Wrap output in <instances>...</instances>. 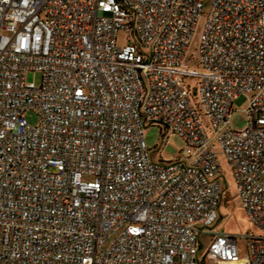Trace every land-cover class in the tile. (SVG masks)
Here are the masks:
<instances>
[{"label":"built area","instance_id":"obj_1","mask_svg":"<svg viewBox=\"0 0 264 264\" xmlns=\"http://www.w3.org/2000/svg\"><path fill=\"white\" fill-rule=\"evenodd\" d=\"M220 153L256 232L211 230ZM208 234L217 260L264 264V0H0V264H198Z\"/></svg>","mask_w":264,"mask_h":264},{"label":"rangeland","instance_id":"obj_2","mask_svg":"<svg viewBox=\"0 0 264 264\" xmlns=\"http://www.w3.org/2000/svg\"><path fill=\"white\" fill-rule=\"evenodd\" d=\"M205 22L206 16L203 15L188 50V62L193 67L199 66V41ZM27 80L29 82L35 81L39 84L41 81V74L30 72L27 75ZM191 83L196 84V79H193ZM251 99L252 94H243L234 100L233 111L230 117V125L232 129L242 130L246 127L248 121L247 108ZM26 117L30 124L36 125L38 123L36 113L29 112ZM144 137L148 147L157 161L161 159H164L165 161L176 160L184 147V142L178 135L174 134L171 130H168L165 126L160 124L147 123L144 128ZM220 160L225 171V176L222 178L225 192L222 203L219 207V219L212 226L211 230L214 233L223 231L236 235L256 232L257 229L250 221L240 197L238 196L236 182L232 176V172L226 158L222 153H220ZM210 238V235L202 236L201 241L204 245V249L208 248Z\"/></svg>","mask_w":264,"mask_h":264},{"label":"crops","instance_id":"obj_3","mask_svg":"<svg viewBox=\"0 0 264 264\" xmlns=\"http://www.w3.org/2000/svg\"><path fill=\"white\" fill-rule=\"evenodd\" d=\"M208 235H210V234H208ZM211 239H212V236L210 238V242H211ZM198 264H227V263L221 262V261L217 260L216 258L212 257L209 254V245H208V248L204 249V245L202 243L201 249L199 252V263Z\"/></svg>","mask_w":264,"mask_h":264},{"label":"trees","instance_id":"obj_4","mask_svg":"<svg viewBox=\"0 0 264 264\" xmlns=\"http://www.w3.org/2000/svg\"><path fill=\"white\" fill-rule=\"evenodd\" d=\"M192 79H189L188 80V84L191 85V86H194V84L191 83ZM192 93L194 94L195 93V90H194V87H192ZM161 125V124H160Z\"/></svg>","mask_w":264,"mask_h":264}]
</instances>
